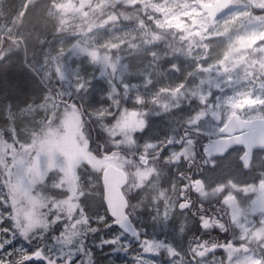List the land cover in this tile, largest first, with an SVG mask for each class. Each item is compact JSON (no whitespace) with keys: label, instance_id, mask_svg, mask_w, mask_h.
I'll return each mask as SVG.
<instances>
[{"label":"rangeland","instance_id":"374dc122","mask_svg":"<svg viewBox=\"0 0 264 264\" xmlns=\"http://www.w3.org/2000/svg\"><path fill=\"white\" fill-rule=\"evenodd\" d=\"M120 4L140 13H117L112 7ZM177 22L184 26L177 27ZM3 35L23 40L29 64L62 95L82 101L95 118L116 116L104 128L111 140L123 145L153 144L185 125L187 131L216 136L234 113L264 117V0H236L214 21L195 0H0V42ZM1 48L0 153L11 144L19 149L36 141L53 157L51 167L46 156L41 158L39 173L63 171L65 187L77 198L83 193L87 207L95 210L101 190L104 199L100 173L106 163L92 152L84 116L43 88L15 105L10 96L16 85L22 91L35 87L38 79L25 66L23 53L16 49L7 56ZM240 155L235 149L218 159L212 175L219 183L243 186L247 196L260 192L257 173L264 174V154L258 155L257 169L251 172L239 166ZM14 171L25 174L23 167ZM156 183L146 178L144 188L135 193L136 180L132 188L134 221L148 230L150 240L163 245L154 249L159 254L149 257L148 264H264V240L257 242L264 239V214L257 225L256 219L241 217L240 235L220 253L193 247L191 256L186 234L194 223ZM31 195L47 203L52 199L50 183H37ZM247 205L264 209L259 195L249 196L232 208L233 215H244ZM247 237L258 244L241 243ZM125 240L131 253L140 252L136 239ZM95 252L98 264H112L111 248ZM51 254L55 258L57 249ZM115 259L132 264L131 254L120 252Z\"/></svg>","mask_w":264,"mask_h":264},{"label":"snow or ice","instance_id":"6c2138e0","mask_svg":"<svg viewBox=\"0 0 264 264\" xmlns=\"http://www.w3.org/2000/svg\"><path fill=\"white\" fill-rule=\"evenodd\" d=\"M45 156L51 167L52 154L36 141L21 144L19 149L11 144L0 153V264H98L95 249L105 248H111L112 264H117L115 257L120 252L131 254L132 264H148L149 257L159 254L154 249L162 243L150 240L148 230L137 227L127 208L125 216L118 217L103 199L102 190L101 204L93 210L83 195L77 198L65 187L63 171L39 173ZM20 167L25 169L24 175L14 171ZM37 183H50L52 199L47 203L31 195ZM67 201L73 202L70 208ZM125 236L137 240L139 253H131ZM18 239L23 243L18 245ZM52 248L58 252L55 258Z\"/></svg>","mask_w":264,"mask_h":264},{"label":"flooded vegetation","instance_id":"af4514ba","mask_svg":"<svg viewBox=\"0 0 264 264\" xmlns=\"http://www.w3.org/2000/svg\"><path fill=\"white\" fill-rule=\"evenodd\" d=\"M220 129L216 136H219ZM182 130V137L179 140L175 139L177 137L173 136L174 131H172L167 139L156 141L157 144L159 142L162 144L156 147L157 151L155 152H149L148 150L142 151L141 154L135 153L141 164L144 166L149 165V168L146 171L138 169L139 171L135 173L136 180L144 179V184H140L139 189L137 186L134 191L138 193L140 188H144L146 178H150L152 182H157V185H153L162 187L163 192L168 197L176 199L179 211L188 217L189 221L194 223V232L197 236L190 238L187 244L188 249L192 250L193 247H199L220 253L222 246L230 244L240 235L241 231L237 226V222L241 217L254 218L257 225L260 223L259 218L264 214V209H251L252 205L251 208L247 205L249 209L246 210L249 211L246 213L241 212L244 215L234 216L232 213L233 207H227L223 200L227 196L237 195L241 202V200H247L249 196L257 197L259 195L264 201V186L263 188L260 187L261 183L264 182V174L262 172L257 173L259 178L257 189L260 192L253 191L249 196L244 194L246 188H242L243 186L231 185L227 182L219 183L212 175L214 162L218 159L226 158L235 149L241 151L240 160L245 149L237 146L224 157H208L205 149L210 139L207 138L203 142L204 145L202 147V142L199 138H196V135L187 137L186 125ZM261 154H264V151L255 153L254 161L250 167L246 168L241 161L239 166L246 172L254 171V169H257L255 167L256 159ZM145 155L149 159L146 162L143 157ZM151 159L156 161L151 163ZM223 218L226 219V223ZM252 237L251 235V239ZM249 239L247 237L241 242L248 243L253 247L261 240H264L261 238L257 240V243ZM193 240L194 242L191 244ZM259 244H262V242Z\"/></svg>","mask_w":264,"mask_h":264},{"label":"trees","instance_id":"16d2710c","mask_svg":"<svg viewBox=\"0 0 264 264\" xmlns=\"http://www.w3.org/2000/svg\"><path fill=\"white\" fill-rule=\"evenodd\" d=\"M112 8L114 10H116L117 13H119L121 11L123 13H130L131 16H136V15L138 16V14L140 13L139 9H135L133 7H129V6L121 5V4L116 6V7H112ZM143 18H146V16H143ZM1 45H2V48H1ZM0 48L2 49V53L8 54V52H10L11 50L16 51V49H18V52L23 53V55H25L24 43L21 39H19L17 37L13 38L9 35H5V36L3 35L2 40L0 42ZM7 56H9V54ZM10 56H12V55H10ZM23 58H24L25 66L28 67L33 72V74L37 77L38 83L35 85V87L27 86V84L24 83L25 87L27 86V88H25L22 91H19V89H18L19 85H16L15 89H13V91L11 92V96H10L12 101L14 102V104L18 105V104L23 103L25 101V96L30 95L34 91L36 92L42 88L45 90L54 92L56 94V97L58 98L59 102H61V103L66 102L68 104L69 102H71L72 103L71 106H73L77 111H80V113L84 116L82 118L83 125H84V132L90 141V144L92 147V152L96 156L97 160L103 161V156L105 154L113 155L114 156V163L116 165H118L119 167L123 168L128 173L130 180H129V185L127 186L125 191H126L128 197H129V200H130L129 213L133 217L135 197L132 193V192H134L132 188H133L134 182L136 181V178L134 175L139 170L146 171L149 168V165L144 166L141 164V162L139 161V158H137V154H141L142 151H148V150H149V152L150 151L155 152V151H157L156 147L160 146L162 143L161 142H159L160 144L155 143L152 146H141L138 144L123 145L122 143H120L118 141L111 140V138H109L110 136H108V132L104 128V124L107 121V122H109L108 123L109 125L110 124L112 125L113 120H115L117 118L116 116H113V117L107 116L105 118L106 121L101 120L103 118H101V119L95 118V116L93 114H90L86 111L85 106L82 103V101L78 100L76 97H72V98L68 99L66 96L62 95L58 90L54 89L50 85V83L47 82L42 77L41 73H39L36 69H33V66L29 64V61L27 59H25L24 56H23ZM202 108L204 109L205 107H202ZM182 131H183L182 129H178V128H176L174 130L173 136L177 137V138H175L176 140L181 139L182 133H183ZM186 133L188 134L187 137L191 136V135H196V138H199L200 141L202 142L201 143L202 147L204 145L203 142L206 141L208 138L205 134L198 132V131L193 132V130H192L191 133H189V131ZM96 144L98 146L99 151H97ZM135 153H137V154H135ZM145 158L147 160H149L147 155H145ZM153 161H156V160L151 159V163ZM101 171H102V169H101ZM100 175H101V173H100ZM140 184H144V179L143 180L138 179V184H137L138 189H139ZM140 191H141V188H140ZM140 191H139V193H140ZM223 221L226 223L225 218H223ZM196 236H197V234H195L194 227H193L192 232L186 234L187 244H188L191 237H196ZM193 242H194V240L192 241L191 244H193ZM187 252L189 254V250Z\"/></svg>","mask_w":264,"mask_h":264},{"label":"water","instance_id":"95a60500","mask_svg":"<svg viewBox=\"0 0 264 264\" xmlns=\"http://www.w3.org/2000/svg\"><path fill=\"white\" fill-rule=\"evenodd\" d=\"M211 21L230 10L236 0H215L213 3L195 0ZM72 103L69 102V105ZM220 121V119H217ZM221 136L212 139L206 146V154L211 156H225L232 148L242 146L245 151L241 156L242 164L248 168L254 160L256 151H264V117L243 118L234 113L220 130ZM113 155H105V167L102 172L104 186V200L118 217L125 216V209L129 207V200L123 190L128 183L127 172L113 162ZM264 182L260 187L263 188ZM237 196H228L223 203L230 207L238 204ZM129 215V213H127ZM131 237V236H129ZM132 238V237H131Z\"/></svg>","mask_w":264,"mask_h":264},{"label":"clouds","instance_id":"9594fccd","mask_svg":"<svg viewBox=\"0 0 264 264\" xmlns=\"http://www.w3.org/2000/svg\"><path fill=\"white\" fill-rule=\"evenodd\" d=\"M177 27H183L184 25L180 24L179 22H177L176 24ZM251 43V42H250ZM262 68H264V64L261 65ZM81 195H83V193H81ZM46 206V205H45ZM207 224V222H206Z\"/></svg>","mask_w":264,"mask_h":264},{"label":"bare ground","instance_id":"6f19581e","mask_svg":"<svg viewBox=\"0 0 264 264\" xmlns=\"http://www.w3.org/2000/svg\"><path fill=\"white\" fill-rule=\"evenodd\" d=\"M26 61V60H25ZM24 68V67H23ZM29 73V72H28ZM93 124V123H92ZM93 131V130H92ZM95 132V131H94ZM98 144V143H97ZM101 145V144H100Z\"/></svg>","mask_w":264,"mask_h":264}]
</instances>
